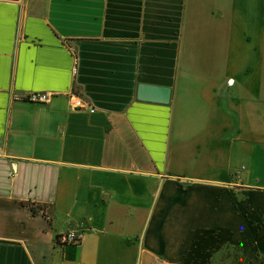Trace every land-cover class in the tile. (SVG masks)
I'll use <instances>...</instances> for the list:
<instances>
[{
	"label": "crops",
	"instance_id": "1",
	"mask_svg": "<svg viewBox=\"0 0 264 264\" xmlns=\"http://www.w3.org/2000/svg\"><path fill=\"white\" fill-rule=\"evenodd\" d=\"M263 252L264 0H0V264Z\"/></svg>",
	"mask_w": 264,
	"mask_h": 264
},
{
	"label": "built area",
	"instance_id": "2",
	"mask_svg": "<svg viewBox=\"0 0 264 264\" xmlns=\"http://www.w3.org/2000/svg\"><path fill=\"white\" fill-rule=\"evenodd\" d=\"M49 93L36 92L30 93L26 99L33 102H46L49 99ZM78 104V103H77ZM81 232H78L74 228H69L58 233L56 236L57 243L61 245L65 244H77L80 242Z\"/></svg>",
	"mask_w": 264,
	"mask_h": 264
},
{
	"label": "water",
	"instance_id": "3",
	"mask_svg": "<svg viewBox=\"0 0 264 264\" xmlns=\"http://www.w3.org/2000/svg\"><path fill=\"white\" fill-rule=\"evenodd\" d=\"M138 98L166 102L169 98V89L153 85L141 84L138 87Z\"/></svg>",
	"mask_w": 264,
	"mask_h": 264
},
{
	"label": "rangeland",
	"instance_id": "4",
	"mask_svg": "<svg viewBox=\"0 0 264 264\" xmlns=\"http://www.w3.org/2000/svg\"><path fill=\"white\" fill-rule=\"evenodd\" d=\"M232 250H228V249H223L219 254L218 256L216 257L215 259V262L217 263H225L226 262V257H227V254H231Z\"/></svg>",
	"mask_w": 264,
	"mask_h": 264
},
{
	"label": "trees",
	"instance_id": "5",
	"mask_svg": "<svg viewBox=\"0 0 264 264\" xmlns=\"http://www.w3.org/2000/svg\"><path fill=\"white\" fill-rule=\"evenodd\" d=\"M258 259L261 261L262 264H264V252L258 254Z\"/></svg>",
	"mask_w": 264,
	"mask_h": 264
}]
</instances>
